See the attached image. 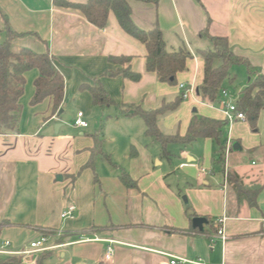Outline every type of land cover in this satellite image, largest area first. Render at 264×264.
Masks as SVG:
<instances>
[{"label": "crops", "instance_id": "crops-1", "mask_svg": "<svg viewBox=\"0 0 264 264\" xmlns=\"http://www.w3.org/2000/svg\"><path fill=\"white\" fill-rule=\"evenodd\" d=\"M62 1L84 4L88 0ZM129 5L139 29L157 26L168 51L183 48L189 53L185 70L176 75V85L161 83L146 71L145 47L120 28L112 13L106 27L98 29L79 11L56 5V0H0V12L18 35L12 48L49 53L64 81L61 108L53 116L50 99L30 105L38 71L26 72L18 131L0 134V224L8 223L0 225V247L8 242L6 249L11 252L28 251L43 230L51 233L46 242L49 253L72 248L67 264H168L169 256L205 264H264V110L254 129L246 121L235 122L226 138L231 142L229 173L246 187H261L255 205L249 206L240 201L230 181L223 187L219 146L214 141L169 144L168 156L163 157L160 145L144 135L143 121L120 114L118 107L157 109L175 100L181 93L179 85L184 84L190 89L188 98L175 111L157 118L164 135L184 136L195 114L225 120L223 98L210 104L197 94L203 80V61L197 52L210 45L200 33L206 30L209 36L226 38L234 55L264 74V0H158L156 4L132 0ZM5 39L0 14V43ZM120 56L130 57L129 64L109 63L110 57ZM128 66L141 75L138 82L108 75ZM94 79H99L115 105L94 106L89 92L80 90ZM226 84L230 83L223 86L226 101L236 103L243 89L233 99ZM71 103L88 124L83 129L72 126L79 137L58 136L61 125L57 134L41 135L39 124L57 120ZM41 105H45L42 122L35 113ZM96 108H106L108 118L125 119L134 135L143 133V141L129 136L124 156L128 163L112 162V153L104 149L106 140L85 131L90 126L87 117ZM92 136L101 140V152L112 164L95 158L94 164L101 159L111 168L102 182L94 168L80 172L94 148ZM132 148L137 153L134 157ZM121 171L135 181L136 188L122 185ZM70 206L75 207L73 217L63 219ZM196 218L205 220L201 230L193 227ZM94 228L104 230L92 233ZM218 229L224 240L217 235ZM94 235L114 242L111 261H104V241H80ZM12 256L35 264L30 256Z\"/></svg>", "mask_w": 264, "mask_h": 264}, {"label": "trees", "instance_id": "trees-1", "mask_svg": "<svg viewBox=\"0 0 264 264\" xmlns=\"http://www.w3.org/2000/svg\"><path fill=\"white\" fill-rule=\"evenodd\" d=\"M132 0H88L84 4L70 3L56 0V5L79 11L88 23L98 29L107 25L108 15L112 13L120 28L130 37L140 42L146 50L145 67L146 71L155 74L161 83L174 86L177 84L176 75L185 70L186 60L190 58L189 53L180 48L178 51L170 52L166 49L161 30L155 26L152 30L139 29L131 19L129 2ZM142 2L157 3L158 0H136ZM5 23L6 39L0 43V134L17 133L21 113L19 99L23 95L26 72L36 69L38 77L35 79L34 94L30 105L35 106L45 99L51 100V112L54 114L61 108L64 97V81L59 71L54 67L53 60L49 53L38 54L27 48L14 50L11 42L18 35L11 30L4 14L0 12ZM209 42L206 50L198 51L197 55L203 61V80L197 89V94L202 101L214 104L219 101L220 93L224 83H232L234 76L230 75V68L233 66H244L248 75V82L239 93L236 108L245 116V121L255 128L260 113L264 110V74H260L245 59L234 55L228 47L226 38L209 36L204 30L200 33ZM130 57H110V64H129ZM109 76H120L132 82H138L141 78L139 73L133 72L129 66L116 72H109ZM80 90L88 91L94 106L115 105L108 93L102 88L99 79H94L91 86H81ZM183 102L182 92L178 97L169 103H163L154 110L144 109L141 105H120V114L126 117H139L144 123V135L153 139L160 145L161 155L167 157L166 147L169 144H188L198 139H210L219 146V154L223 149V142L226 140L229 124L225 120H216L201 115H193L187 132L184 136L164 135L158 128L157 118L169 112L175 111ZM94 148L97 152L92 153L88 162L80 169L94 168V161L97 156L111 164L108 155L101 152V140L96 136ZM132 148L130 156H136ZM119 181L127 189L136 188V183L130 176L121 171L118 175ZM94 181L98 178L94 174ZM229 181L240 201H245L249 206L255 205V199L261 187L253 185L244 186L237 176L229 173ZM8 225L6 222H2ZM2 223L0 225H2ZM104 228H94L92 233L102 232ZM50 232L42 230V234L49 235ZM49 251L41 253L35 260V264H42L48 256ZM17 256H0V264H5L4 259L15 261ZM21 258V257H20Z\"/></svg>", "mask_w": 264, "mask_h": 264}, {"label": "rangeland", "instance_id": "rangeland-1", "mask_svg": "<svg viewBox=\"0 0 264 264\" xmlns=\"http://www.w3.org/2000/svg\"><path fill=\"white\" fill-rule=\"evenodd\" d=\"M230 74L231 76H234V81L231 84H226L225 88L227 89L231 97L233 99H236L239 91L242 90L246 85V83L248 82V78L245 69L242 66L232 67ZM26 108H28V106ZM103 110H106V108L103 109L96 108L93 110V113L87 117L90 126L85 131L89 133L91 132L90 134H99V136L103 137V139L106 140L104 149L112 153V157H111L112 162H116L120 164L128 163V160H126L124 156L125 154H127L126 151L127 148L129 147V143H130L129 136L134 140L139 138L143 141L144 140L143 133H138L137 135H134L133 132H130V130L128 129V128L131 129V127L127 128L126 125L127 123H125L124 121L125 119L123 118L117 119V117L113 115L110 118H108L107 115H104ZM44 111H45V105H41V107L38 108L37 111H35V113L36 112L38 113L37 119H39L41 122L43 121L42 117H45ZM77 111L78 108L72 105V103L69 106L67 105L64 108V112L60 114L57 120H50L45 125L42 126H41L42 123H40L39 132L43 136L53 134L54 126L56 124H59L61 125L60 128L61 132L58 136L69 135L71 137L72 136L79 137V132L72 127L73 122L76 118ZM56 113L57 112H55L53 116H56L57 115ZM93 152L96 153L97 148L93 149ZM94 169H95V173L98 175L101 182L104 176L111 172V168L109 167V165L101 159H97V161L94 164ZM71 250L72 248L54 249L43 260L42 264H67L72 257ZM61 254H65V256H61ZM26 256H30L32 261H35L39 256V254L37 255L28 254ZM16 258L17 259L13 262L10 261V259L7 258L4 259L6 261L5 264H24L22 257L20 258V256H17Z\"/></svg>", "mask_w": 264, "mask_h": 264}, {"label": "built area", "instance_id": "built-area-1", "mask_svg": "<svg viewBox=\"0 0 264 264\" xmlns=\"http://www.w3.org/2000/svg\"><path fill=\"white\" fill-rule=\"evenodd\" d=\"M180 91L182 92V98L183 100H186L188 98V92L189 88H187L184 84L179 85ZM220 97L223 98V102L221 103L222 105V112L224 114L225 121L230 125H232L235 122H240V121H245V116L243 113L239 112L236 108V103L230 102L229 100L226 101L227 98V93L225 90H222L220 93ZM88 126L87 122L83 120V114L81 112L77 113L76 119L73 122V127L75 128H86ZM231 154V142L230 140H226L225 144L223 145L222 153H221V158H220V164H221V172L223 176V187L226 188L228 185L229 181V171H230V166H229V157ZM75 212V207L70 206L67 208L61 215L63 219L65 218H71L73 217ZM217 235L221 237L222 240L225 239L223 232L221 229H218ZM49 235H44L41 233L39 238L33 242H30L29 244V250L28 251H23V252H11L7 250L6 248L9 246L8 242H5L2 244L0 247V255H6V256H12V255H21V256H26L28 254L32 253H40L47 251L50 247L46 246V242L48 239ZM81 242H86V241H92V242H98V241H104L107 243L105 247V255H104V261L109 262L111 261L113 254H114V249H113V241L110 240H102L95 235L92 236L91 238H85V239H80ZM168 264H205L201 260H188L185 258L181 257H175V256H169Z\"/></svg>", "mask_w": 264, "mask_h": 264}, {"label": "water", "instance_id": "water-1", "mask_svg": "<svg viewBox=\"0 0 264 264\" xmlns=\"http://www.w3.org/2000/svg\"><path fill=\"white\" fill-rule=\"evenodd\" d=\"M193 113H196V110H193ZM59 127H60V125H55V127H54L55 134H57ZM235 148H236V146H233V149H235ZM56 179L58 181H61L62 177L61 176H57ZM192 223H193V227L194 228H199V230H201L202 229V224L205 223V220L203 218H196V219L193 220Z\"/></svg>", "mask_w": 264, "mask_h": 264}]
</instances>
